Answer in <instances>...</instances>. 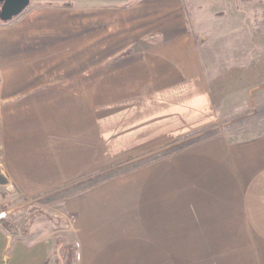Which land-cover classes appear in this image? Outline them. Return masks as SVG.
<instances>
[{
    "label": "crops",
    "instance_id": "crops-1",
    "mask_svg": "<svg viewBox=\"0 0 264 264\" xmlns=\"http://www.w3.org/2000/svg\"><path fill=\"white\" fill-rule=\"evenodd\" d=\"M209 15L44 0L0 21V190L12 215L60 203L0 224V264H264V0Z\"/></svg>",
    "mask_w": 264,
    "mask_h": 264
},
{
    "label": "rangeland",
    "instance_id": "rangeland-1",
    "mask_svg": "<svg viewBox=\"0 0 264 264\" xmlns=\"http://www.w3.org/2000/svg\"><path fill=\"white\" fill-rule=\"evenodd\" d=\"M44 0H31L29 5L26 7L24 11L32 10L34 7H37ZM185 5L188 9V14L191 16V27L195 31H200V28H206L208 25V20L210 19V13L218 12H233V0H184ZM210 24V22H209ZM217 23H213L215 25ZM2 189L0 190V202L2 203V208H8L5 211H0L1 213H5V216L0 219L5 220L7 222H12L16 225L20 234L24 233V231L28 227V222L39 216L43 219V221H47L49 223H53L56 221L57 214L56 209L60 207V203L48 204V206L43 207L42 205H32L28 207L27 210L20 211L15 215L9 214V208L19 201H16L14 197H9L8 195L2 193ZM41 215V216H40ZM32 218V219H31Z\"/></svg>",
    "mask_w": 264,
    "mask_h": 264
},
{
    "label": "water",
    "instance_id": "water-1",
    "mask_svg": "<svg viewBox=\"0 0 264 264\" xmlns=\"http://www.w3.org/2000/svg\"><path fill=\"white\" fill-rule=\"evenodd\" d=\"M30 0H0V21L8 22L21 14Z\"/></svg>",
    "mask_w": 264,
    "mask_h": 264
},
{
    "label": "trees",
    "instance_id": "trees-1",
    "mask_svg": "<svg viewBox=\"0 0 264 264\" xmlns=\"http://www.w3.org/2000/svg\"><path fill=\"white\" fill-rule=\"evenodd\" d=\"M104 178H105V177H101L100 179L97 178L96 180H93V181L87 182V183H85L84 185H82V186H80V187H77V188H75L74 190H72L71 193H73V192H75V191H78V190H80V189H82V188L89 187V186H91V185H95V184L99 183L100 181H102ZM0 224H1L2 227H3L7 232H9L10 234H12V235H19V234H20L19 231H18V229H17V227H16V225L13 224L12 222H7V221H5V220H1V223H0Z\"/></svg>",
    "mask_w": 264,
    "mask_h": 264
},
{
    "label": "built area",
    "instance_id": "built-area-1",
    "mask_svg": "<svg viewBox=\"0 0 264 264\" xmlns=\"http://www.w3.org/2000/svg\"><path fill=\"white\" fill-rule=\"evenodd\" d=\"M5 216V213H1L0 214V219L3 218Z\"/></svg>",
    "mask_w": 264,
    "mask_h": 264
},
{
    "label": "flooded vegetation",
    "instance_id": "flooded-vegetation-1",
    "mask_svg": "<svg viewBox=\"0 0 264 264\" xmlns=\"http://www.w3.org/2000/svg\"><path fill=\"white\" fill-rule=\"evenodd\" d=\"M30 2H31V0H30Z\"/></svg>",
    "mask_w": 264,
    "mask_h": 264
}]
</instances>
